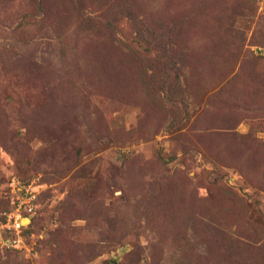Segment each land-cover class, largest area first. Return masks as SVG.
Listing matches in <instances>:
<instances>
[{
	"label": "rangeland",
	"instance_id": "obj_1",
	"mask_svg": "<svg viewBox=\"0 0 264 264\" xmlns=\"http://www.w3.org/2000/svg\"><path fill=\"white\" fill-rule=\"evenodd\" d=\"M17 206L0 264H264V0H0Z\"/></svg>",
	"mask_w": 264,
	"mask_h": 264
},
{
	"label": "built area",
	"instance_id": "obj_2",
	"mask_svg": "<svg viewBox=\"0 0 264 264\" xmlns=\"http://www.w3.org/2000/svg\"><path fill=\"white\" fill-rule=\"evenodd\" d=\"M2 220L0 221V231L1 234L5 232H11L14 234V237L3 238L0 234V244L4 245L7 248H13L19 243V235L22 228V217L20 215L19 206L13 210L0 213Z\"/></svg>",
	"mask_w": 264,
	"mask_h": 264
},
{
	"label": "water",
	"instance_id": "obj_3",
	"mask_svg": "<svg viewBox=\"0 0 264 264\" xmlns=\"http://www.w3.org/2000/svg\"><path fill=\"white\" fill-rule=\"evenodd\" d=\"M23 220H25V222L27 221L26 219H23ZM23 220H22V221H23ZM22 221H21V223H23Z\"/></svg>",
	"mask_w": 264,
	"mask_h": 264
},
{
	"label": "bare ground",
	"instance_id": "obj_4",
	"mask_svg": "<svg viewBox=\"0 0 264 264\" xmlns=\"http://www.w3.org/2000/svg\"><path fill=\"white\" fill-rule=\"evenodd\" d=\"M23 222V221H22Z\"/></svg>",
	"mask_w": 264,
	"mask_h": 264
}]
</instances>
